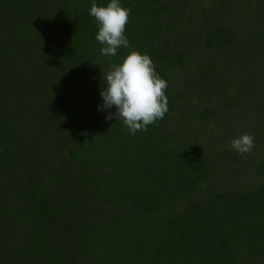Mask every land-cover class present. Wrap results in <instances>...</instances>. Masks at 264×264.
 Segmentation results:
<instances>
[{
	"label": "trees",
	"instance_id": "trees-1",
	"mask_svg": "<svg viewBox=\"0 0 264 264\" xmlns=\"http://www.w3.org/2000/svg\"><path fill=\"white\" fill-rule=\"evenodd\" d=\"M241 1L216 0L212 11L201 0H119L131 10L130 47L109 57L89 13L110 0H0V264H264V154L248 186L220 188L217 176L232 174L222 161V152L235 157L225 147L232 139L201 124L189 131L184 116L189 94L201 92L195 85L237 46L264 90V0L247 7L241 21L255 30L242 42L243 28L226 20L234 11H223ZM199 43L225 52L200 58ZM131 51L148 54L168 82L164 119L135 135L121 119L106 120L115 107L97 118L89 112L104 77ZM177 74L180 87L171 83ZM237 81L251 96L254 88ZM213 116L198 112L200 121ZM52 151L77 167L59 172ZM100 205L115 213L99 217ZM48 221L63 222V231L50 234L41 226ZM16 222L28 228L8 244Z\"/></svg>",
	"mask_w": 264,
	"mask_h": 264
},
{
	"label": "rangeland",
	"instance_id": "rangeland-1",
	"mask_svg": "<svg viewBox=\"0 0 264 264\" xmlns=\"http://www.w3.org/2000/svg\"><path fill=\"white\" fill-rule=\"evenodd\" d=\"M201 3L206 9L213 8L212 11L217 10L214 8V5L217 3L216 0H201ZM241 3L242 5L239 6V10L238 8L237 10L229 9V11L227 12L225 7H223V11H225L226 13H229L230 10L234 11L233 14H228L226 20H229L228 26H230L234 30H237L238 28L241 29V27L243 28L242 32L244 34L243 37L240 38V41L242 42L243 40L247 39L249 32L255 30V27L253 25L243 24L246 22V17L244 16V14L248 15L249 13L247 7H249V4L253 6L252 3H255V0H248L246 2L241 1ZM218 12L221 14L223 13L220 10ZM259 12L264 13L263 10ZM256 14L257 12L254 11V15ZM233 18L236 20L239 19L237 21V24H233ZM210 19L214 21V24H216V16L214 14L210 15ZM243 19H245V22L241 21ZM197 22L201 23V21L198 20ZM208 26L209 25L205 26L204 31ZM238 31L239 29L237 30V32ZM199 34L201 35L202 32H200ZM198 41L201 42V39H199ZM181 47L182 46H179L178 50L181 49ZM235 50L237 51V53H240L241 48L237 46L233 49V51ZM224 52V50L213 51L210 49H205L201 45V43H199L197 45V48L195 49V55H198V57L203 59L211 57L217 59L221 55H223ZM237 53L234 55L231 54L232 56L221 57L220 59H217L213 62L216 66L215 71L205 73L202 86L199 83L195 85L196 88L201 87V89L197 90L201 91L200 93L202 94V97H200L199 92L197 93L192 91L189 94L187 100L188 104H190V107L192 108L189 110L190 112L188 111L184 115L186 117V128L192 132L196 131L194 129L195 126L201 124L200 129L202 128L203 131L208 132V135L224 134L230 136L232 140L234 138H238V136H240V134H242L243 132L250 133L254 136V148L244 155H241L236 150H234L231 147L230 142L227 144V146H225L229 149V151H236L235 157L233 156L234 159L232 161L230 160V155H226V153L222 152V161L226 164L225 167H227L230 170V173H232L231 175L217 176L219 183L218 187L225 189H240L248 186L251 183V176H249V168L253 163V160H256L257 155L259 157L261 154H264V119L261 123H259L262 120V117L259 114V110L261 105L263 104H258L264 102V90L259 87V80H261V75L260 73H258V70H256V68H252L253 70H256V73H254L253 71L249 72V70H246V68L248 67L245 66L246 64H244V66L242 67V64L244 63V61H242V55ZM247 54V51L244 50V57H246ZM193 62L194 61H192L191 63L192 65ZM204 66L205 65H203V67ZM178 67L179 66H176L175 64L174 71H176ZM204 71H207V69ZM233 77L236 79H234ZM237 79L241 80V83L243 82L245 84V87L248 85L249 88H254V90L251 91V96L246 94L248 91L241 89V87L239 86L240 83L237 81ZM179 81L180 78L177 74L176 76L174 75L171 83L176 87V84ZM193 81L196 84V78H193ZM177 87H180L179 83L177 84ZM100 90L101 87H99L97 90L98 94H96V101H94V103H92L91 107L89 108L90 114H95L96 118L100 115H103V111L99 108V106L103 104V99L100 96ZM247 97L248 99L246 100L245 98ZM203 107L210 108L214 112V116L205 121H200V118L198 117V112ZM178 112L179 111H175L174 115L172 116L173 119L171 118L173 124L175 123L174 119L176 120V118L179 117ZM259 125H261V127L263 128L262 132L261 127H259L260 132H257ZM88 126H90V124ZM52 153L60 156L59 158L61 165L59 166V172H72V167H77V165L73 164L67 159L65 152L59 153L52 151ZM220 153L221 152L217 151L215 154L221 155ZM65 193H68V191H66ZM97 211L100 214L99 217H108L112 216L115 213L114 208H110L106 205L98 206ZM65 213L67 212L65 211ZM67 217L68 216L66 215L65 219H67ZM57 223L58 224H56L54 221H48L47 223L41 226L49 232H52L50 234L54 235L59 233L60 230H62L61 225L63 222L58 221ZM27 228V226L21 225L17 222L14 224L10 223V225L8 226V229L10 231L7 235V243L14 244L15 242H19L20 238L23 237V234L21 233L24 232V230H26Z\"/></svg>",
	"mask_w": 264,
	"mask_h": 264
},
{
	"label": "clouds",
	"instance_id": "clouds-1",
	"mask_svg": "<svg viewBox=\"0 0 264 264\" xmlns=\"http://www.w3.org/2000/svg\"><path fill=\"white\" fill-rule=\"evenodd\" d=\"M130 9L122 7L119 0H110L106 6L93 3L90 15L98 24L96 40L104 45L100 51L104 56L114 57L121 47H130L125 35ZM105 83L100 90L103 104L101 110L112 109L106 120L121 119L130 134L146 131L149 125L163 120L168 112V99L165 94L168 82L155 70L148 54L131 51L117 66L104 77ZM255 146V138L243 133L231 141V147L241 155L250 152Z\"/></svg>",
	"mask_w": 264,
	"mask_h": 264
}]
</instances>
